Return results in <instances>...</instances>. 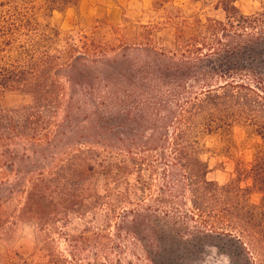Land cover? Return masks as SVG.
Instances as JSON below:
<instances>
[{
    "label": "trees",
    "instance_id": "trees-1",
    "mask_svg": "<svg viewBox=\"0 0 264 264\" xmlns=\"http://www.w3.org/2000/svg\"><path fill=\"white\" fill-rule=\"evenodd\" d=\"M78 1L19 0V6L0 11V91H18L31 99L28 106L0 109V240L9 238L18 223L31 225L39 255L22 264H89V230L73 236L63 228L70 216L86 220L89 180L100 179L110 194L111 185H127L125 178L132 173L136 185L126 195L130 189L134 197L144 188L142 173L153 167L134 158L144 151L162 162V175L172 181L164 187L171 199L188 197L189 220L199 219L205 233L237 232L256 249V238L264 234V223H254L256 217L264 219V149L252 170H242L262 196L261 207L252 206L247 222L233 217L219 223L214 210L230 212L234 186L207 181L197 136L235 122L264 127V10L243 16L236 0H186L211 7L223 19L206 18L200 34L179 35L168 50L153 47L141 27L144 34L137 39L144 44L124 49L136 55L132 60L115 56L114 43L60 38L43 19V13ZM90 97L96 101L89 119L99 123L93 134L104 129L111 138L100 151L59 152L66 134L58 115L71 125L75 102ZM129 127H134L132 139L125 144L119 138ZM116 150L126 156L116 159L121 156ZM47 154L52 161L43 165ZM58 241L65 251L56 247Z\"/></svg>",
    "mask_w": 264,
    "mask_h": 264
},
{
    "label": "rangeland",
    "instance_id": "rangeland-1",
    "mask_svg": "<svg viewBox=\"0 0 264 264\" xmlns=\"http://www.w3.org/2000/svg\"><path fill=\"white\" fill-rule=\"evenodd\" d=\"M19 5V0H0V11ZM235 7L241 15L252 16L264 10V0H236ZM43 15L45 22L59 32L60 38L77 40L83 36L93 42L114 43L117 45L115 56L125 54L132 60L136 55L124 53V49L132 44H144L137 39L144 34L141 27L150 34L153 47L168 50L177 36L187 38L200 34L206 18L223 19L222 13L211 7L190 4L186 0H79L75 5ZM79 92L89 94V91ZM95 101V97H90L87 101L75 102L71 125L66 124L64 115H58L57 122L66 134L59 144V152L70 153L82 148L100 151L109 141L112 133L104 129L101 134H93L99 126L98 121L89 119ZM30 103V97L18 91H0L1 110ZM133 130L134 127L122 129L119 139L126 144L132 139ZM197 146L198 158L207 166V181L218 187L230 183L234 186L236 196L230 212H223L221 207L214 210L219 223L233 217L249 221L252 206L261 207L262 196L252 188L242 170L246 169L247 173L252 170L255 157L264 149V127L258 129L255 124L235 122L229 127L198 135ZM118 150L115 153L121 156L116 159L124 158L125 153ZM136 155V160L153 167L151 171L144 168L146 171L142 173L146 186L138 188L134 197L129 189L128 197L126 189L136 185L132 173L125 178L127 185H111L110 194L105 193L100 179L89 180L86 220L78 221L70 216L69 224L63 228L73 236L83 228L89 230V264H264V234L256 238L257 248L253 249L249 239L237 232H231L232 236L205 233L199 219L189 220L186 216L188 197L174 194L176 197L172 200L165 192L167 181H172L162 175L164 167L156 154L143 151ZM54 157L61 158L60 154ZM50 161L47 154L41 164L47 165ZM8 180L12 181L13 177ZM121 197L128 200L118 201ZM254 223L260 225L264 219L256 217ZM56 247L62 252L66 250L60 241ZM36 250L33 227L18 223L9 238L0 240V264L33 261L39 255Z\"/></svg>",
    "mask_w": 264,
    "mask_h": 264
}]
</instances>
